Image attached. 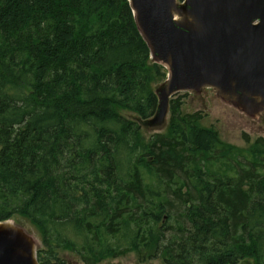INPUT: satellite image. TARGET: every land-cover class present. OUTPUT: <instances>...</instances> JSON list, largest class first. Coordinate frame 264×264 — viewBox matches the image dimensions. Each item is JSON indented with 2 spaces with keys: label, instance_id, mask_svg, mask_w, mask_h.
I'll return each mask as SVG.
<instances>
[{
  "label": "trees",
  "instance_id": "1",
  "mask_svg": "<svg viewBox=\"0 0 264 264\" xmlns=\"http://www.w3.org/2000/svg\"><path fill=\"white\" fill-rule=\"evenodd\" d=\"M182 1V0H181ZM129 0H0V222L39 232L40 264H264V138L246 147L170 101Z\"/></svg>",
  "mask_w": 264,
  "mask_h": 264
},
{
  "label": "water",
  "instance_id": "2",
  "mask_svg": "<svg viewBox=\"0 0 264 264\" xmlns=\"http://www.w3.org/2000/svg\"><path fill=\"white\" fill-rule=\"evenodd\" d=\"M129 0L153 62L168 72L156 92L158 126L181 93L216 90L248 112H264V0ZM35 243L0 222V264H40Z\"/></svg>",
  "mask_w": 264,
  "mask_h": 264
},
{
  "label": "rangeland",
  "instance_id": "3",
  "mask_svg": "<svg viewBox=\"0 0 264 264\" xmlns=\"http://www.w3.org/2000/svg\"><path fill=\"white\" fill-rule=\"evenodd\" d=\"M180 2V1H179ZM166 81V80H165ZM164 81V82H165ZM154 86L155 94L160 86L164 83ZM181 98L183 102V112L185 114L200 113L203 116L201 121L202 127L218 130L223 141L245 148L246 142L243 135L247 134L251 141L254 142L258 138H264V112H248L232 99H227L221 96L216 90L205 88L200 92L181 93L172 99ZM124 115L138 122L142 127L144 138L148 141L156 134H164L168 128L171 117L169 112L163 123L158 126H151L142 123L137 115L124 112ZM13 224L21 229L37 246L38 249L42 246V240L37 229L27 220L21 217H16L10 220ZM67 264H82L81 261L70 252L61 254ZM102 264H141L138 262L137 256L132 253L124 258L115 260H106ZM144 264H164L163 260L150 261ZM242 264H252V262H243Z\"/></svg>",
  "mask_w": 264,
  "mask_h": 264
}]
</instances>
